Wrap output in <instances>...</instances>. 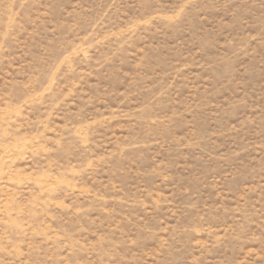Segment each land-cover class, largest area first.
Segmentation results:
<instances>
[{
  "label": "rangeland",
  "instance_id": "obj_1",
  "mask_svg": "<svg viewBox=\"0 0 264 264\" xmlns=\"http://www.w3.org/2000/svg\"><path fill=\"white\" fill-rule=\"evenodd\" d=\"M0 264H264V0H0Z\"/></svg>",
  "mask_w": 264,
  "mask_h": 264
}]
</instances>
